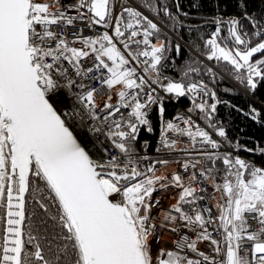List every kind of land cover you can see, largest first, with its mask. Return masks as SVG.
<instances>
[{
    "label": "built area",
    "instance_id": "1",
    "mask_svg": "<svg viewBox=\"0 0 264 264\" xmlns=\"http://www.w3.org/2000/svg\"><path fill=\"white\" fill-rule=\"evenodd\" d=\"M88 2L27 0L26 44L43 96L92 162L134 170L120 184L100 178L125 204L144 264H225L226 246L232 264H264V207L247 191L249 167H264L203 123L204 89L179 105L147 54L127 50L146 34L114 30L117 14L132 5L149 17L144 10L132 0H108L107 17L98 22ZM162 99L176 113L161 119L158 147L122 150L110 134L132 119L146 121L154 108L160 115ZM1 130L0 122V211L8 173Z\"/></svg>",
    "mask_w": 264,
    "mask_h": 264
},
{
    "label": "trees",
    "instance_id": "2",
    "mask_svg": "<svg viewBox=\"0 0 264 264\" xmlns=\"http://www.w3.org/2000/svg\"><path fill=\"white\" fill-rule=\"evenodd\" d=\"M132 1L158 24L132 8H125L126 24L120 23L162 43L157 49L131 44L127 50L145 52L159 75L181 86L179 105L188 106L194 89H204L203 123L230 148L264 167V0ZM254 47L244 61L233 53ZM159 106L160 115L154 108L146 121L130 120L110 134L112 140L127 152L156 149L161 119L176 113L168 100ZM29 167L18 264H83L61 203L34 160ZM2 213L3 207L0 242Z\"/></svg>",
    "mask_w": 264,
    "mask_h": 264
},
{
    "label": "water",
    "instance_id": "3",
    "mask_svg": "<svg viewBox=\"0 0 264 264\" xmlns=\"http://www.w3.org/2000/svg\"><path fill=\"white\" fill-rule=\"evenodd\" d=\"M93 1L89 12L103 21L106 5L97 11ZM27 8V0H0V122L8 147L0 264L19 263L31 160L61 203L83 264H144L125 204L100 178L120 184L133 178L134 170L120 173L94 164L43 96L26 44ZM225 264H232L231 250Z\"/></svg>",
    "mask_w": 264,
    "mask_h": 264
},
{
    "label": "rangeland",
    "instance_id": "4",
    "mask_svg": "<svg viewBox=\"0 0 264 264\" xmlns=\"http://www.w3.org/2000/svg\"><path fill=\"white\" fill-rule=\"evenodd\" d=\"M122 3H125L124 1ZM106 5V9H107V5H108V0H94L93 3H92V6L94 9H96L97 11H100L101 8L103 7V5ZM136 4V3H135ZM137 5V4H136ZM138 6V5H137ZM110 8V6H109ZM125 8H132L134 10H136L137 12H140L138 9H136L135 7H133L131 5L130 6H125V7H122V9L118 12V15L116 17V20H115V23H114V30H116L117 27H125L123 26L120 22L122 21L124 23V25L126 24V18L124 17L125 14H127V11ZM141 8V7H140ZM142 10H144L143 8H141ZM128 10V9H127ZM147 10V9H146ZM106 12V11H105ZM109 11H107L108 13ZM147 15H149L147 12H145ZM142 14V13H141ZM105 16L103 18L106 17V13L104 14ZM95 22H97L95 19H93ZM105 21V20H104ZM103 22V21H102ZM126 28V27H125ZM118 30V29H117ZM146 40V39H145ZM262 44L258 45V48L261 47ZM257 47H254V48H251L249 50H246V51H239L237 49H234L233 50V53L236 55V57H238V59H243V58H247L251 53H253L254 51H256ZM240 89V88H239ZM243 91V90H242ZM244 92V91H243ZM246 93V92H244ZM247 94V93H246ZM132 127V126H131ZM130 127V129H131ZM2 131V130H1ZM121 134V133H120ZM119 134V136H121ZM123 135V134H122ZM1 138L4 139V133L2 132V135H1ZM7 145L4 144V147H3V160L4 162L7 164V155H6V150H7ZM127 152V151H126ZM132 152V151H131ZM130 152V153H131ZM0 161H1V156H0ZM249 170L251 171V175H250V181H249V184L247 183V191L249 192L250 195H255L256 193H258V189L257 187L261 188L264 186V184L262 186H260L258 184V178H260V176H256L258 172V174H264V169H258V168H254V167H249ZM255 170V171H254ZM264 176V175H263ZM262 183V181H261ZM241 187V189L244 187V185H239ZM256 188V189H255ZM231 197H232V194H231ZM230 197V198H231ZM229 198V199H230ZM248 197L245 196V200H247ZM225 241V239H224ZM228 250V246L225 247V252Z\"/></svg>",
    "mask_w": 264,
    "mask_h": 264
},
{
    "label": "crops",
    "instance_id": "5",
    "mask_svg": "<svg viewBox=\"0 0 264 264\" xmlns=\"http://www.w3.org/2000/svg\"><path fill=\"white\" fill-rule=\"evenodd\" d=\"M142 15H144V14H142ZM145 16V15H144ZM146 18H148L149 20H151L149 17H147V16H145ZM106 19V17L103 19V21ZM153 23H155V24H157L156 23V21H153V20H151ZM161 27V26H160ZM145 33V32H144ZM146 34V40H144L143 42L144 43H142V44H146V45H149V46H153V48L154 49H157V48H159L160 47V45H161V43H162V41H161V39H155V40H153L152 42H151V40H149L148 39V33H145ZM249 57V56H248ZM247 57V58H248ZM247 58H243L242 59V61H244V60H247ZM168 90H169V92H172V93H175V94H178V95H180L181 94V92H182V89H181V86L180 85H178V84H175V83H171L170 84V86L168 87ZM255 171V170H254ZM257 173V175L256 176H260V178H258L259 180H258V184L260 185V186H262L263 184H264V174H258V172H256ZM261 181H262V183H261ZM248 184H249V182H248ZM256 189V188H255ZM257 189H258V193H256L254 196V198H255V202H257V204L258 205H261V206H263L264 207V200L262 199V196H261V194H260V192L261 191H263L264 192V186L263 187H261V188H259V187H257Z\"/></svg>",
    "mask_w": 264,
    "mask_h": 264
}]
</instances>
